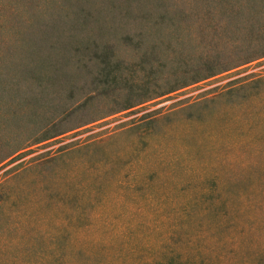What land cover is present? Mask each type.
Masks as SVG:
<instances>
[{"label":"rangeland","instance_id":"rangeland-1","mask_svg":"<svg viewBox=\"0 0 264 264\" xmlns=\"http://www.w3.org/2000/svg\"><path fill=\"white\" fill-rule=\"evenodd\" d=\"M45 1L20 0L23 6L4 1L0 15L9 25H22L20 10L32 12ZM93 6L105 11L99 0ZM8 35L12 32L0 26L5 50ZM124 47L120 55L133 66L132 49ZM134 68L144 74L142 67ZM260 73L264 59L112 115L118 98L93 100L92 107L56 128L65 133L8 161L0 176L14 175L10 185L19 200L11 195L0 204V264H39L44 238L57 234L66 238L64 251L95 252L94 241H110L112 251L128 261L132 250L152 249L186 203H202L199 192L206 186L218 187L239 215L224 216L222 226L218 216L199 217L190 233L216 253L234 255L241 247L234 261L223 264H244L248 249H264V149L249 150L237 137L242 130L231 122L232 117L246 121V111L235 104L248 91L230 96L221 88ZM98 108L109 116L81 126L90 119L86 112ZM158 222V230H151ZM71 239L92 243L79 247L67 242Z\"/></svg>","mask_w":264,"mask_h":264},{"label":"trees","instance_id":"trees-1","mask_svg":"<svg viewBox=\"0 0 264 264\" xmlns=\"http://www.w3.org/2000/svg\"><path fill=\"white\" fill-rule=\"evenodd\" d=\"M4 1L23 6L20 0H0V7ZM60 1L57 5L56 0H46L32 12L20 10L17 17L22 25H9V19L0 15V26L12 32L10 49L0 48V169L24 150L65 133L56 128L92 107L93 100L118 98L112 115L264 59V0H99L105 11L93 9L96 0ZM110 24L116 27H105ZM124 46L132 49L130 55L137 60L133 66L120 55ZM134 67H142L144 74L138 75ZM88 86L94 91L87 92ZM221 91L230 96L248 91L235 104L246 111V121L239 123L232 117L231 122L242 130L237 135L241 143L249 150H263L264 74ZM86 114L90 119L81 126L109 116L99 108ZM13 176H0V204L14 192ZM217 189L203 187L199 198L204 202L212 197V202L186 203L179 219L166 224L152 249L132 250L128 261L112 251L110 241L71 239L67 240L71 245L92 243L98 250L64 251L66 238L57 234L44 238L39 264L234 261L241 247L236 246L234 255L216 253L190 233L199 217L201 221L218 216L221 225L224 216L239 215ZM160 225L154 223L150 229L156 231ZM247 252L244 264H264V249Z\"/></svg>","mask_w":264,"mask_h":264}]
</instances>
